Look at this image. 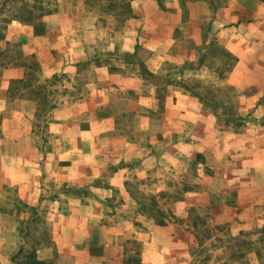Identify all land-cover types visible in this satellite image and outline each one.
<instances>
[{
	"label": "crops",
	"instance_id": "0c3cea01",
	"mask_svg": "<svg viewBox=\"0 0 264 264\" xmlns=\"http://www.w3.org/2000/svg\"><path fill=\"white\" fill-rule=\"evenodd\" d=\"M208 4L33 0L30 21L5 25L0 52L15 46L20 62L0 75L6 93L0 108V264H19L28 251L49 264H122L130 239L141 245L139 264L187 263L192 228L146 216L138 200L142 191L162 203L161 212L168 214L169 207L182 218L185 207L203 204L224 178L236 208L264 215V85L252 80L259 73L253 39L264 20L220 22L211 11L203 33L204 14L197 21L190 16ZM211 37L235 56L220 100L198 93L188 99L168 85L160 97L152 78L120 61L136 57L164 78L167 67L193 64L197 47ZM27 59L38 64L42 85L56 79L46 83L51 106L34 128L35 109L12 106H36L39 99L6 98L9 83L27 75ZM217 106L224 107L225 120ZM194 152L210 168L201 180L206 187L168 201L161 195ZM250 262L264 264L255 256Z\"/></svg>",
	"mask_w": 264,
	"mask_h": 264
},
{
	"label": "rangeland",
	"instance_id": "374dc122",
	"mask_svg": "<svg viewBox=\"0 0 264 264\" xmlns=\"http://www.w3.org/2000/svg\"><path fill=\"white\" fill-rule=\"evenodd\" d=\"M31 1L7 0L4 4V10L0 13V19L5 15L9 16L21 5H25V8L28 9ZM184 2L185 0H183V4ZM207 2L209 3L207 8L197 7L196 9L195 7L192 9V16H190V18L197 21L201 19L199 16L200 12L204 14L203 21L199 24L200 31L203 33H206L210 27V22H207V14L211 11L214 16L217 14L220 22L230 20L232 21L230 23L238 24L244 21L254 23L258 20H264V3L259 0H207ZM0 3H4L3 0H0ZM8 9H10V13L7 12ZM183 13V18H189L186 12L183 11ZM260 30L263 31L264 26L258 28L252 45V51L255 54L252 62L259 73L256 77H252V80L261 81L264 85V56L261 57L264 52V35H260ZM6 47L5 50L0 52V75L2 69L6 66L14 64V62H20V60L16 61V58H19L17 56V48L15 46L11 47V49H9V46ZM196 50L197 58L190 62L193 64L187 67L184 64L182 66L183 70L177 65L167 67L169 72L164 78H162L161 74H150L142 61L136 57L121 56L120 61L130 64L131 66L129 65L128 67H133L134 71L137 68L142 77L152 78L153 83L158 87V95L160 97H163L165 86L168 85V89L171 90L181 89V92L188 95V99L195 97L197 93L204 98L223 99L227 96V92L224 90L222 83H224L226 71L232 65L235 56L215 37H211L207 43L199 45ZM24 63L27 68V75L24 76L21 82L13 81L12 84L9 83V94L6 95V98L12 99L26 96L39 99L36 106L35 104L32 106H21L19 104L12 106L17 110L31 111L35 109L33 117L30 119L31 126L34 128V126H42L39 123L40 121L37 122V119L41 115L45 116L51 106L53 93L49 89V91L45 89L46 83L48 85L52 84L56 79L49 77L45 79V84L42 85L43 81L39 80L36 74V70H39L38 64L32 59H27ZM3 83L4 81L0 80V85H2L0 87V108L4 94H6ZM21 87L23 91H21ZM261 97L264 98V91ZM216 108L218 111L219 107L217 106ZM220 109L218 111L221 114L220 117L225 120L224 114L226 112L224 107L221 106ZM2 115L3 109L0 112V125ZM221 134L217 133L216 138L219 139ZM156 135L158 144L161 145V141L158 139V132H156ZM171 140L174 143L177 138L174 139V136H172ZM203 162V155L192 153L187 159L186 169L172 178V183L164 191L165 195L161 196H166V199L171 201L182 198L185 192L190 194L202 192V189L206 186L203 185L201 180L205 174L211 172L210 168L203 165ZM230 187L231 185L226 179L222 178L220 185L210 187L215 192L209 195L202 202L203 204L193 202L185 207V216L182 218H177L171 214L169 207H167L168 214L161 212L162 210H159L158 205L162 203L157 202V198L143 191L140 192L138 200L141 204L142 213L153 218L154 221L163 222V218L159 217L162 216L169 221H179L181 224L192 228V235H190L191 245L188 248V260L185 264H251L250 261H252L254 256L257 260L262 258L264 261V215L259 216L257 212L253 214L243 208H236V194ZM124 247L122 264H139L143 253L141 245L136 240L130 239L125 243ZM25 257L26 259L23 261L28 262L34 259L30 251L25 254ZM156 263V261L151 260V263L148 264Z\"/></svg>",
	"mask_w": 264,
	"mask_h": 264
},
{
	"label": "trees",
	"instance_id": "16d2710c",
	"mask_svg": "<svg viewBox=\"0 0 264 264\" xmlns=\"http://www.w3.org/2000/svg\"><path fill=\"white\" fill-rule=\"evenodd\" d=\"M7 0H3L4 3H0V13L4 10V4L6 3ZM11 1H16V0H11ZM33 1V0H32ZM262 3H264V0H259ZM126 5L123 4V8H125ZM126 9V8H125ZM7 12H11L10 9L7 10ZM10 20H18L21 22H28L31 20V8L29 7L28 9L25 8V5H21L14 11L13 13H10L9 16H4L3 18L0 19V39L3 37V30L5 28V25L10 21ZM19 264H49L45 263L43 261H39L36 259H32L31 261H23L20 262Z\"/></svg>",
	"mask_w": 264,
	"mask_h": 264
}]
</instances>
